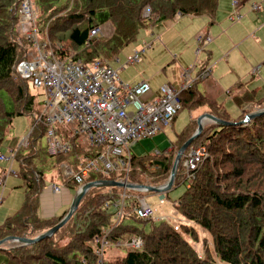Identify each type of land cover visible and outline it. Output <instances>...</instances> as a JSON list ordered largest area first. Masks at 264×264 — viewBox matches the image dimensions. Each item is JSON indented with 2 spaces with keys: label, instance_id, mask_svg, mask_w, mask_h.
I'll use <instances>...</instances> for the list:
<instances>
[{
  "label": "trees",
  "instance_id": "trees-1",
  "mask_svg": "<svg viewBox=\"0 0 264 264\" xmlns=\"http://www.w3.org/2000/svg\"><path fill=\"white\" fill-rule=\"evenodd\" d=\"M239 1L243 4L247 0ZM22 2L0 0V146L17 116H32L36 122L35 116H39L43 104L42 91L16 75L13 69L32 46L17 31L22 19ZM33 2L41 11L38 24L48 29L52 43L64 48L58 50V54L78 57L89 64L96 60L111 63L136 42L144 29L159 21L177 14L214 16L219 4V0ZM146 7L151 9L149 18L144 16ZM108 22L113 25L109 38L89 40L92 29ZM234 92V102L239 108L248 103L264 108V96L258 98L256 89L247 90L245 84L239 83ZM181 102V109L191 112L209 106L208 113L237 124L208 122L204 125L192 146L205 145L209 155L196 170L190 187L174 202L177 218L173 222L144 220L130 213L114 225L113 214L104 208L107 187H93L75 212V216L83 215L81 227L76 228L73 215L57 232L41 241L11 247L4 244L0 247V264H99L95 251L100 243L96 238L104 237L109 245L103 250L102 264H264V113L238 124L253 110L243 109L238 117H232L225 106L211 102L194 85L181 93ZM197 127L194 117L178 134L177 150ZM46 131L47 126L38 122L29 136L28 146L17 151L24 200L20 208L0 224V240L7 236L35 238L58 224L69 211L59 216L41 217L39 197L48 186V179L52 182L56 177L65 187L78 188L73 178L63 176L62 164H70L77 172L84 158L81 150L86 147L78 145L69 153L52 156L47 145H42ZM73 140L76 144L77 138ZM89 149L88 156L94 158L101 151L100 148ZM169 153L132 154L129 181L144 184L146 174L150 175L153 185L168 181L176 157V152ZM147 165L154 166L155 170L149 172ZM3 173L0 170V178ZM125 176L123 171L109 174L92 171L85 180H116ZM183 180L181 162L173 187ZM111 189L121 190L119 187ZM104 227L110 229L108 234L103 233ZM135 237L143 240L141 249L124 245Z\"/></svg>",
  "mask_w": 264,
  "mask_h": 264
},
{
  "label": "built area",
  "instance_id": "built-area-1",
  "mask_svg": "<svg viewBox=\"0 0 264 264\" xmlns=\"http://www.w3.org/2000/svg\"><path fill=\"white\" fill-rule=\"evenodd\" d=\"M32 4V0H24L19 29L32 46L26 57L17 62L13 69L16 75L28 80L34 88L43 93L42 110L39 116H35L37 118L35 125L42 122L47 126L45 137L49 154L57 156L69 153L73 147L86 144L92 148H100L101 151L95 158L89 156L83 158L77 172L73 171L70 164H64L65 178H73L81 188L92 171L104 174L123 171L126 176L118 180L129 182L132 146L138 140L153 137L171 125L182 107L181 93L191 88L194 83L191 68L183 70L184 80L181 88L167 82L160 86V94L154 95L149 82L143 80L129 83L120 78L122 68L141 61L147 44L135 49L120 69L103 60L89 64L78 57L61 56L58 54V50H64L61 44H54L41 37L37 29L38 11ZM233 5L235 11L231 20L236 21L242 17L239 11L242 3L233 0ZM251 9L259 11L262 6L253 3ZM102 34L105 33L101 27L94 28L90 31L89 40ZM197 41L207 45L212 41V37L200 34ZM210 74L211 67L208 66L200 77L204 79ZM33 129L34 127L30 133ZM74 138H77L76 144ZM28 139L29 134L21 140L19 147L28 146ZM17 151L18 149H11L7 155L0 152V161L7 164L5 174L0 180L2 185H5L8 176L18 175L13 169ZM157 153L162 152L157 150ZM208 155L205 145L191 146L185 151L182 165L183 183L186 187H190L196 177V170ZM61 189L60 185L52 184L53 192L60 193ZM139 192L149 190L123 188L119 196H113L112 192L107 194L104 208L113 214L114 225L130 213L144 220L159 219L155 217V207ZM2 200L3 195L0 194V204ZM158 202L159 204L165 202L164 194L160 196ZM128 209L131 211L128 212ZM77 226L81 227V223H77ZM109 231V228H103L104 234H108ZM96 242L100 243V246L95 253L99 264H102L103 250L109 242L105 237L102 240L96 238ZM124 245L141 249L143 240L135 237L124 242Z\"/></svg>",
  "mask_w": 264,
  "mask_h": 264
},
{
  "label": "crops",
  "instance_id": "crops-1",
  "mask_svg": "<svg viewBox=\"0 0 264 264\" xmlns=\"http://www.w3.org/2000/svg\"><path fill=\"white\" fill-rule=\"evenodd\" d=\"M249 2L260 4L262 9L255 11L249 7L246 10L247 15L244 17L242 14L241 20L244 17V19L246 18L245 22L238 20V23L242 22L238 26L233 25L225 28V17L227 21H232L233 0H219L214 16L177 14L171 19L159 21L149 29H144L139 35L142 40L136 42L132 51L142 48L144 44H147V47L142 53L140 62L127 66H139V73H136L129 83L147 81L151 85L154 95H159L160 86L167 82L176 88H181L184 80L183 70L191 68L194 87L208 97L211 102L225 106L232 117H238L242 113V109L234 102V87L237 84H245L247 90L256 89L258 98L264 96V60L257 63L255 56V50H259L262 55L261 58H264V22H262L264 19V0H247L240 7L243 9V5ZM225 10L229 11L228 14L225 13ZM253 11L254 13H263V15L256 17L258 14H254ZM232 22L231 24H235ZM101 29L108 36L113 32V26L110 23L101 26ZM200 34H210L213 36V40L207 45L199 43L197 38ZM243 46L247 57L242 51ZM156 49L159 51L156 55L158 63L149 66L151 55ZM208 66L211 67V74L207 78L201 79L202 71ZM171 71L175 73L172 74ZM258 73L260 74L259 78L257 77ZM256 78L257 80H255ZM201 81H203L201 86H198ZM210 91L213 92V95L210 94ZM224 95L230 103L224 99ZM209 108V106H201L191 112L189 111L187 124L194 117L198 118L201 114L208 113L206 110ZM208 122L213 121L207 119L204 125ZM18 145L10 147L9 150L18 147ZM53 182L55 180L48 181V186L40 194L39 214L41 217L49 218L61 215L70 208L75 196L76 189L65 187L62 184L60 193L53 192L51 184ZM15 184L16 187H19L17 183H14L13 186ZM3 186L5 187V185ZM4 191V188H0V194L4 195ZM3 201H5L4 196L1 203ZM11 215L8 212L2 213L0 224Z\"/></svg>",
  "mask_w": 264,
  "mask_h": 264
},
{
  "label": "rangeland",
  "instance_id": "rangeland-1",
  "mask_svg": "<svg viewBox=\"0 0 264 264\" xmlns=\"http://www.w3.org/2000/svg\"><path fill=\"white\" fill-rule=\"evenodd\" d=\"M23 2H24V0H23ZM23 2H22V5H23ZM32 3H33L32 5L34 6V8L38 11V13H37V29L41 33V37L44 40H50L49 37H48V29L47 28H42L38 24V17L40 15L41 11H40L39 7L33 2V0H32ZM253 3H255V2H249V3L245 4V5H243V9H242V7L239 8L240 13L243 14L244 17L247 15L246 14V10L249 7H251V5ZM21 10H22V7H21ZM234 11H235V7L233 5V12ZM228 12L225 10L226 14H228ZM21 13H22V11H21ZM253 13H254V11H253ZM254 14H258V16H256V17H261L263 15V13L260 14V13H257V12H255ZM144 16L147 17V18H149L151 16L150 7H146V9L144 10ZM244 17H243L242 20H241L242 17L239 20H241L242 22H245L246 18L244 19ZM196 20H199V19H196ZM231 22L227 21V18L225 17V24H224L225 28H229L230 26H233V25L238 26V24L242 23V22L238 23L239 22L238 20L236 22H232V23H235V24H231ZM262 22H264V19L262 20ZM21 23H22V19H21L20 24L18 25L17 31L25 39L23 34L19 31ZM108 23H110V22H108ZM108 23H106V24H108ZM101 26H103V25H101ZM149 28L150 27H148L147 29H149ZM110 36H108V34H102L98 38L107 39ZM210 36L212 37V40H213V36L212 35H210ZM140 39L142 40V37L140 38V36H138L136 42H138ZM136 42H134L133 44H131L128 47H126L122 52H120L114 58V60L111 62V65L114 68L120 69V67H122V65L127 61L128 56H130L132 54V52H133L132 48L136 44ZM30 48H29V50H30ZM242 51H243L244 55L247 57V54H246L244 46L242 47ZM158 52L159 51L156 49L154 54L151 55V58H150V61H149V63H150L149 66H154V64L158 63V58L156 56L158 54ZM255 56H256V59H257V63H261V61L264 60V58H261L262 55L260 54L259 50H255ZM243 63L245 64L244 61H243ZM138 69H139V66H137V65H131L130 67H126V68L122 69V71L120 72L121 80L124 81V82H130V80L134 77V75L136 73H139ZM171 72H172V74L175 73L174 71H171ZM259 75L260 74L258 73L257 74L258 78H259ZM255 80H257V78ZM202 82L203 81L199 82L198 86H201ZM211 93L213 95L212 91H210V94ZM223 97H224L225 100H227L228 103H230L229 99H227L225 95ZM241 109L242 110L244 109V110H247V111L253 110L252 112H254L256 110L261 109V107H254L253 104H251V103L249 104L248 103V104L244 105ZM249 113H251V112H249ZM188 120H189V110L187 108L181 109L179 111L178 115L175 117V119H174V121H173V123L171 125H169L166 128L160 130L153 137L138 140L137 143H135L132 146V148H131L132 154H134L136 156H144V155H148V154L157 153V150H160L161 152H163L166 149H169V151L166 154H168L169 152L170 153L176 152V154H177L178 150H177L176 145H175L176 138H177L178 134L181 133L183 131V129L185 128V126L187 125ZM205 120L207 121V119H205ZM34 123H35V121H34V118L32 116H28V115L17 116L15 118V120H14L13 126H12V128H11V130L9 132V135L7 136V138L3 142V144L0 146V152H2L5 155L9 154V148L17 146L21 142V140L25 136H27V134L34 127ZM204 123H205V121H204ZM212 123H215V122H212ZM65 128H67V126H65ZM83 137L84 136H80V138H83ZM45 143H46V137L44 136L42 138V145L44 146ZM79 147H83V148L86 147V149L81 150L82 151L80 153L81 157H86L85 155L88 156L89 155L88 152L90 151L89 148H92L88 144L80 145ZM6 166H7V164L5 162L0 161V170H3L5 172ZM13 169L20 173V167H19V164H18L17 160H16V162L13 165ZM147 169L149 170V172H153L155 170V167L147 165ZM19 173H18V175H10V176H8L7 179H6V182H5V187L3 185L0 186L1 189L2 188L5 189L4 195H3L5 201H3V203L0 204V216H1L2 213H7V212L13 214L17 209L20 208V206L22 204V201H23V198H24L25 189L22 186L23 179H22V177L20 176ZM144 178H145V183L146 184H152V179H151L150 175L146 174V176H144ZM54 180H55V183H57L58 185H61L60 179L58 177H56ZM48 181L51 182L50 179H48ZM166 182H164V183H166ZM14 183H17L20 188L16 187V184H15V186H13ZM160 184H163V183H160ZM157 185H159V184H157ZM186 188H187L186 185L184 183H182L180 185H177V186L173 187L171 190L166 191L164 193L165 202L163 204H158L159 203L158 200H159L160 196L162 195V193L151 191V192H140V195L146 197L147 201L149 203H151L155 207V209H156L155 210V217H158V218L164 217L163 220L167 219V220H170L171 222H173L174 219L177 218V212L175 210L174 202L183 194V192L186 190ZM10 191H11V193H10ZM105 191H106L104 193L105 195L110 194V192H112L113 196H119V194L121 193L122 190H119V191L111 190L110 191V190L106 189ZM76 213H77V211H76ZM75 214H74V219L76 218L75 219V224H76V228H77V223H84V220H82V218H81L83 216L82 214H77L78 216H75ZM160 220H157V221H160ZM16 244H18V243L17 242H8V243L5 244V246L11 247V246H14Z\"/></svg>",
  "mask_w": 264,
  "mask_h": 264
},
{
  "label": "water",
  "instance_id": "water-1",
  "mask_svg": "<svg viewBox=\"0 0 264 264\" xmlns=\"http://www.w3.org/2000/svg\"><path fill=\"white\" fill-rule=\"evenodd\" d=\"M263 113H264V108L248 113L246 114L245 119L242 120L241 122H238V124L247 123L252 118L257 117ZM205 119H209L215 123H218L221 125H227V126L237 124V122L224 120L210 113L201 114L197 118L198 127L196 131L192 134V136L186 142L183 143V145L178 150L176 157L174 159L172 169H171L170 177L166 183L162 185H148V184H138V183H133V182H128V181L125 182V181H118V180H95V181L87 182L76 192L67 215L54 227L36 236L35 238L7 236L3 238L2 240H0V247H2L4 244L8 242H18L19 244H32V243L41 241L42 239L46 237L52 236L55 232H57L61 227H63L73 217V215L75 214V212L77 211L80 205V202L82 201L86 193L93 187H103V186L104 187H121V188H129V189H136V190H149V191L159 192V193H164L166 191L171 190L176 180V176L178 173V169H179L182 156L184 152L189 148V146L193 144L195 139L203 132Z\"/></svg>",
  "mask_w": 264,
  "mask_h": 264
},
{
  "label": "bare ground",
  "instance_id": "bare-ground-1",
  "mask_svg": "<svg viewBox=\"0 0 264 264\" xmlns=\"http://www.w3.org/2000/svg\"><path fill=\"white\" fill-rule=\"evenodd\" d=\"M39 125V124H38ZM43 131V130H42Z\"/></svg>",
  "mask_w": 264,
  "mask_h": 264
}]
</instances>
